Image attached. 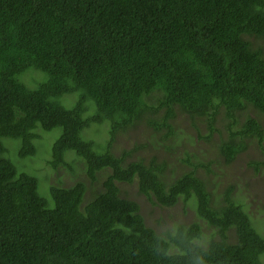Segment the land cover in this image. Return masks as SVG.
<instances>
[{"label":"trees","instance_id":"16d2710c","mask_svg":"<svg viewBox=\"0 0 264 264\" xmlns=\"http://www.w3.org/2000/svg\"><path fill=\"white\" fill-rule=\"evenodd\" d=\"M178 114L205 124L207 141L218 134L227 163L252 143L264 153V0H0V264H177L178 245L202 227L148 225L119 187L135 182L154 206H194L214 229L211 264H264V234L233 185L215 198L196 174L206 164L173 175L164 159L133 160L139 146L113 152L120 132L141 122L167 138ZM104 126L103 144L102 134L87 137ZM38 129H60L50 170L75 175L79 159L89 185L43 190L47 177L6 157L11 138L21 158H35ZM100 173L101 191L86 201ZM158 244L172 258L156 256Z\"/></svg>","mask_w":264,"mask_h":264},{"label":"rangeland","instance_id":"374dc122","mask_svg":"<svg viewBox=\"0 0 264 264\" xmlns=\"http://www.w3.org/2000/svg\"><path fill=\"white\" fill-rule=\"evenodd\" d=\"M38 74L43 76V74ZM39 78L37 73L33 72L27 74L24 80L30 86H34V81L39 80ZM71 99L74 100V98ZM71 99L65 97V102L70 103ZM254 114L251 113V116H254ZM222 118H224L223 115L219 117L217 128L224 134V120ZM260 122L264 126V117H260ZM171 128L172 134L164 138L166 136L165 132L155 131L146 123L141 122L120 132L112 150L116 155H120L124 151H130L134 147L139 146L131 155L133 160L141 157L148 161L153 156H156L160 160L164 159L167 162L169 171L173 175L191 171L193 168L190 164L192 163L202 162L206 164L207 168L197 169L196 174L201 180L206 182L209 189L214 191L215 198L225 188L233 185L235 187L233 198L236 205L250 215L256 229L264 234V165H261L264 163V153L257 143H252L233 163H227L223 160L218 150V134L212 136V141L204 139L208 134L205 124L198 123V125H194L186 115L178 114L171 121ZM101 129L103 132L98 133L94 129L86 132V135L90 139L97 140L100 139L99 134L104 135L100 140V144H103L107 137L106 127L104 126ZM35 132L39 135L35 143L38 146V150L40 149L35 157L36 159L21 158L19 156L21 142L11 138L3 140L6 147V157L26 171H37L41 180L42 177H47L45 180L47 184L42 185V182L40 184L43 190L47 189L44 187L46 185L69 187L80 180L85 181L88 185L91 183V180L85 174L84 162L79 159H76L79 164L76 162L77 171L75 175L63 168H60L56 175V171L52 172L47 166L46 162L51 158L47 153L49 151L50 154V147L59 137L60 129L51 132L38 129ZM252 162H259L260 167L251 165ZM105 178V173L98 174L97 181L93 183V189H88V191H101ZM119 187L122 196L135 200L140 204L146 223L156 230H174L176 226L182 224L189 226L196 222L202 227L203 233L213 239L214 229L197 216L196 209L191 203L186 205L179 201L174 207L162 208L152 205L145 196L141 195L136 182L132 184L121 183ZM91 191L87 193L86 201L91 199ZM233 242H236V237L234 234H230V243ZM263 257L262 261L264 262Z\"/></svg>","mask_w":264,"mask_h":264},{"label":"clouds","instance_id":"9594fccd","mask_svg":"<svg viewBox=\"0 0 264 264\" xmlns=\"http://www.w3.org/2000/svg\"><path fill=\"white\" fill-rule=\"evenodd\" d=\"M178 247L180 255L175 257L177 264H180V261H183V264H211L213 240L207 234H196L189 239L187 245ZM153 253L158 257L172 258L171 249L165 250L160 244L153 248Z\"/></svg>","mask_w":264,"mask_h":264}]
</instances>
